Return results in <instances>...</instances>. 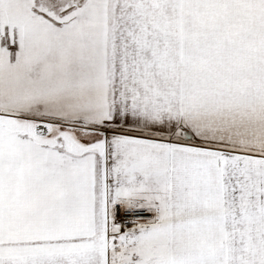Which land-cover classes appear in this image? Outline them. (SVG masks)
Here are the masks:
<instances>
[{"label": "snow or ice", "instance_id": "obj_1", "mask_svg": "<svg viewBox=\"0 0 264 264\" xmlns=\"http://www.w3.org/2000/svg\"><path fill=\"white\" fill-rule=\"evenodd\" d=\"M0 264H264V0H0Z\"/></svg>", "mask_w": 264, "mask_h": 264}]
</instances>
